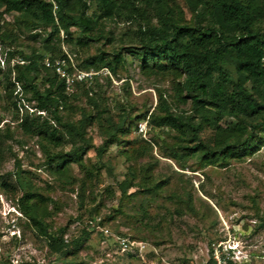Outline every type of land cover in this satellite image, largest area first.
<instances>
[{
  "label": "rangeland",
  "instance_id": "rangeland-1",
  "mask_svg": "<svg viewBox=\"0 0 264 264\" xmlns=\"http://www.w3.org/2000/svg\"><path fill=\"white\" fill-rule=\"evenodd\" d=\"M174 3L190 22L192 14L184 0ZM93 11L91 6L88 14ZM0 26L10 37L0 41L1 72L24 66L22 55L33 51L49 58L41 47L40 39L46 35L43 29L27 31L16 24L13 14L2 15ZM100 28L110 43L102 39L79 46L78 31L72 28L73 42H60L62 51L75 64L99 52L111 56L131 45L125 36L136 30L135 25L120 21H102ZM123 56L125 64L116 75L102 72L97 76L96 99L108 112L103 117L104 128L109 119L117 120L119 108L131 117L152 112L158 94L190 114L189 103L181 105L176 99L182 77L147 75L130 54L124 51ZM16 76L12 69L10 79ZM2 83L1 78L0 183L8 187L0 186V264H205L210 244L224 239L232 228L243 230L238 244L251 264H264V147L241 162L220 166L191 159L182 169L168 155L171 148L182 144L174 133H161L158 140L155 132L140 122L111 143L106 130L93 121L85 131L91 147L82 155V165L71 163L66 173L58 176L46 164L38 137L25 135L19 127L20 114L12 109ZM81 93L80 89L70 92L75 97L70 96L68 110L59 113L64 122L79 121L82 111L95 114ZM35 107V102H25L23 113L55 124L50 113L37 112ZM221 126L232 129V119L225 118ZM210 134L205 130L200 137L206 139ZM145 140L150 141L152 150L144 149ZM72 148L66 142L52 152ZM97 150H102L101 156ZM20 172L22 182H31L34 191L50 200L45 221L52 233L63 231V240L71 242L88 229L89 221L99 220V228L88 229L90 236L82 247L67 254L54 252L44 238L36 236L15 205L14 198L24 192L15 179ZM123 181L128 182L125 193L119 187ZM153 186L159 188L156 193H145ZM116 237L139 243L138 250L123 253Z\"/></svg>",
  "mask_w": 264,
  "mask_h": 264
},
{
  "label": "trees",
  "instance_id": "trees-1",
  "mask_svg": "<svg viewBox=\"0 0 264 264\" xmlns=\"http://www.w3.org/2000/svg\"><path fill=\"white\" fill-rule=\"evenodd\" d=\"M52 1L57 6L55 12L49 0H0V18L13 14L16 24L25 30L43 29L46 35L40 39L41 47L52 61L66 58L60 42H73L72 28L78 31L77 44L83 46L102 39L111 42L101 33L102 21L133 24L136 30L125 36L130 46L113 51L111 56L99 52L76 64L77 67L116 75L117 69L125 64V51L147 75L182 77L176 87L177 103L190 106V114H186L158 94L152 112L147 110L131 117L119 108L117 120L109 119L104 128L102 121L108 112L96 99L97 76L91 82L68 89L63 80L42 65L45 59L42 54L33 51L29 56L22 55L26 64L12 68L18 76L11 80L12 69L0 70L2 87L12 109L20 114L19 127L25 135L38 137L46 164L56 175L63 176L71 163L82 165V155L91 147L85 131L93 121L106 130L111 143L140 122H145L158 140L161 133H174L182 144L171 148L168 155L182 169L191 159L220 166L230 161L241 162L264 147V0H184L192 14L190 22L176 8L174 0ZM91 6L94 11L88 14ZM9 38L0 26V41ZM78 89L95 114L82 111L79 121L64 122L59 113L68 110L70 96L75 97L70 92ZM25 102H35L37 112L50 113L55 124L25 115ZM225 118L232 119V129L221 126ZM205 130L211 134L202 139L200 135ZM66 142L73 145L71 150L52 152ZM142 142L145 150H152L150 141ZM102 153L97 150L98 156ZM20 175L21 172L15 179L24 192L14 198L15 205L36 236L44 238L54 252L67 254L82 247L89 239L88 229L84 228L69 243L63 240L62 230L52 233L45 221L50 200L34 191L31 182H22ZM0 186L8 187L5 183ZM119 187L125 193L128 182H121ZM158 189L153 186L143 192L156 193Z\"/></svg>",
  "mask_w": 264,
  "mask_h": 264
},
{
  "label": "built area",
  "instance_id": "built-area-1",
  "mask_svg": "<svg viewBox=\"0 0 264 264\" xmlns=\"http://www.w3.org/2000/svg\"><path fill=\"white\" fill-rule=\"evenodd\" d=\"M49 1L52 3L53 11L55 12L57 6L52 0ZM60 36L64 39L62 31L60 32ZM65 55L66 58H58L53 61L49 58L44 59L42 65L63 80L68 89L74 87L76 84L91 82L95 76H98L102 72L108 73L106 70L99 72L80 70L71 57L67 53ZM139 127L142 128L144 126ZM86 226L88 229L99 228V220H91ZM100 231L105 235H109V231L106 228H101ZM243 237L244 232L241 228H232L231 231L228 230L224 239L210 244L209 260L205 264H251L249 255L244 252L243 246L238 244ZM65 242L67 241L65 240ZM115 242L123 253L135 249L138 250L139 243L131 242L127 238L116 237Z\"/></svg>",
  "mask_w": 264,
  "mask_h": 264
}]
</instances>
